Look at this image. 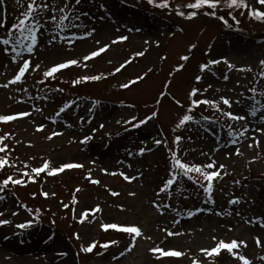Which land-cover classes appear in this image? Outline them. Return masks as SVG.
Here are the masks:
<instances>
[{
    "label": "rangeland",
    "instance_id": "rangeland-1",
    "mask_svg": "<svg viewBox=\"0 0 264 264\" xmlns=\"http://www.w3.org/2000/svg\"><path fill=\"white\" fill-rule=\"evenodd\" d=\"M31 2L0 0V23L7 25L0 27V40H12L17 51H21L20 33L12 29ZM125 2L81 0L76 5L69 0V9L61 11L65 0H48L51 7L40 19L42 28L34 52L21 51V57L31 60L22 83H9L18 73L21 57L13 61L12 45L0 44V85L9 84L0 87V115L30 113L0 122V136L8 137L4 143L9 149L0 157H7L11 164L0 170V185L8 176L26 179L25 185L0 188L4 197L0 219L10 221L0 224V264H243L240 255L251 264H264V227L258 223L264 220V65L260 63L264 61V41L254 39L264 37V21L255 19L249 10L230 9L229 0H220L216 10L189 9L187 5L195 0H140L143 8ZM248 2L264 10L257 0ZM52 8L57 9L55 22L51 21ZM193 11L197 15L189 19ZM212 11L216 14H210ZM66 12L71 19L61 24ZM36 15L39 19L40 14ZM220 16L229 27H235L238 20L240 30L225 29ZM92 29L95 31L86 35ZM73 36L82 38L71 44L66 38ZM121 36L127 40L112 43ZM105 45L111 47L84 61ZM141 51L145 55L136 56ZM183 56L189 59L184 61ZM71 59L80 64L54 77L44 76L51 66ZM128 60L132 62L117 72ZM214 60L221 63L213 65ZM205 64L208 69L202 70ZM145 73L135 85L122 87ZM96 75L102 79L74 83ZM198 76L203 80L198 82ZM193 89L201 90L198 99L219 101L220 111L200 105L188 113ZM223 97L233 101L231 108L223 104ZM228 111L248 118L233 121L224 115ZM154 113L158 115L133 127ZM185 114L193 115L194 120L179 127ZM42 125L44 130L39 131ZM177 136L183 137L178 145ZM85 137L91 139L83 143ZM158 139L165 143L156 145ZM173 152L185 162L214 160L217 166H225L217 168L221 176L213 181L211 196L195 173L192 175L200 181L195 187L179 181L162 191L173 175ZM49 161L51 168L65 163L84 167L57 175L45 172L35 182L22 176ZM121 172L135 179L126 181ZM89 176L101 183H91ZM78 188L80 192H76ZM44 192L49 195L45 197ZM233 199L239 202L230 203ZM97 206L101 211L94 216L90 213L80 223L85 210ZM29 210L42 220H34ZM29 222L30 227H18ZM109 222L142 229L143 236L137 238L132 251L127 250L132 239L129 234L103 230L102 224ZM165 229L180 234L168 236ZM77 233L80 239H76ZM220 239L246 241L247 247L242 244L236 257L224 251L219 257L207 258L202 249L215 247ZM93 241L97 248L84 252ZM112 241L119 243L102 248ZM157 247L185 255L158 258L152 252Z\"/></svg>",
    "mask_w": 264,
    "mask_h": 264
},
{
    "label": "snow or ice",
    "instance_id": "snow-or-ice-1",
    "mask_svg": "<svg viewBox=\"0 0 264 264\" xmlns=\"http://www.w3.org/2000/svg\"><path fill=\"white\" fill-rule=\"evenodd\" d=\"M17 2H19V0H17ZM153 2H154V0H149V3H153ZM80 3H81V0H75L76 5H79ZM257 3L260 5L261 9H264V0H257ZM160 6L165 7L166 5L162 4ZM219 6H220V0H195V3H189L187 5V7L189 9H196V10H202L205 8H208L211 10H216ZM50 7L51 6L49 5L48 0H40L39 3L37 2V0H32V2L28 5V10L23 13V19H20L19 22L14 25L12 30L18 31L20 33L21 44L19 45V47H20L21 51L26 50L28 53L34 52V50H35V48L39 42L38 33L40 32V30L42 28V25L40 24V19H43V15H42L43 12L48 10ZM72 7L74 9L75 5H73ZM229 8L230 9L241 8L244 10H249L250 14L255 19L264 21V10H259L255 7H252L249 4L248 0H229ZM64 9H69V0H65L63 8L60 10L63 11ZM56 10L57 9L52 8V13H53L51 15V21L52 22H55L57 20V16L55 15ZM69 11H71V10H69ZM37 13L40 14L39 19L37 18V15H36ZM210 14L215 15L216 12L212 11ZM84 15H87V13H84ZM180 15L183 16L184 12H181ZM196 15H197V12H195V11L191 12L189 19L194 18ZM2 19L3 18L0 17V20H2ZM70 19H71V17L69 15V13L66 12L61 17V24H63L64 21H68ZM219 19L223 20L225 22V24L228 23V21L223 16H220ZM232 19L235 20L236 19L235 16H233ZM236 22L239 23L238 20H236ZM0 27H7V25L4 23H0ZM94 31H95V29H92L86 35H91ZM78 38H82V37L73 36L71 38H66V39H69V42L71 44H74L76 39H78ZM125 40H127V37L121 36L117 40L113 41L112 43L113 44L119 43V42H122ZM0 44L5 45V46L12 45V51L15 52V56L12 57L13 61H16L17 57H21V51H17V46L14 45L12 40L5 38V39L0 40ZM109 47H111V45H105L102 48H99L95 51H92L89 55L84 57V61H88V60H91L95 57L100 56L103 52L107 51ZM195 47H196L195 45L192 46V48H195ZM3 50L5 52L8 51L7 48H5ZM143 55H145V53L143 51L136 53V56H143ZM134 58L135 57H133V59ZM21 59H22V63L19 64L18 73L9 82L10 84L22 83L23 78L25 77L26 73H28V71L30 69L31 60L28 58H23V57H21ZM181 59L184 61H187L189 59V57L183 56ZM131 62H132V60H128V61L124 62V64H122L121 67L117 68L116 71L117 72L122 71L123 68L126 67L127 64H129ZM224 62L227 63L226 59ZM212 63H213V65H215V64L221 63V61L220 60H214V61H212ZM260 63H261V65H264V61H261ZM79 64H80V61H78L76 59H71V60H68L65 62L55 64V65L51 66L49 68V70L44 72V76L54 77V74L60 72L61 70L67 69L70 66L79 65ZM35 67L37 70L39 69V65H36ZM229 67L231 68L233 66L231 64H229ZM207 69H208L207 64L202 66V70H207ZM178 70H182V69H178ZM241 70H243V69H241ZM249 70H251V69H249ZM145 77H146V73L142 76L137 77L136 79H134L130 82L123 84L122 87L128 88L132 85H135L136 83H138L140 80L144 79ZM100 79H102V77L100 75H96V76H90V77H83L82 79H77L74 81V83L76 85H79L83 81H87V80L99 81ZM225 79H227V77H225ZM201 80H203V76H198L197 81L199 82ZM8 86H9V84L0 85V87H4V88H7ZM208 88H211V85H209ZM207 90L208 89L206 88L203 91L207 92ZM200 91H201L200 89H193L190 92V106L188 107L187 112L188 113L193 112L195 109L199 108L200 105L212 106L217 111H220L219 101H216L213 99H198L197 97H198V93ZM252 91L254 92L255 89H252ZM221 99H222V102L224 105H226L228 108H231L233 101H231L227 97H223ZM176 103L180 104V101H176ZM235 103L240 104V101L237 100V101H235ZM257 103H259V101H257ZM181 106H183V105H181ZM29 115H30V113H28V112L0 115V122L8 123V122L15 121L18 117L29 116ZM157 115H158V113H154L153 115L146 117L144 120L139 121V123L134 124L133 127H140L141 125L147 123L148 120L153 119L154 116H157ZM224 115L233 121H242V120H247V118H248L247 116L233 114L231 111L224 112ZM252 115L253 116L256 115L255 111H253ZM133 119L135 120L136 118L134 117ZM204 119H208V118L205 117ZM193 120H194L193 115L185 114L183 116V118L180 120L178 126L183 127L187 123H189ZM128 123H132V121H129ZM101 127H103V125H101ZM38 130L43 131L44 126L43 125L40 126L38 128ZM245 131H247V129H245ZM261 131H264V129H262ZM61 134L62 133H53V136L61 135ZM241 135H243V133H241ZM48 138L52 139L53 137L49 136ZM7 139H8L7 136H0V153H7L9 151L7 145L4 143V141ZM90 139H91V137H85L84 141H82V142L87 143L88 140H90ZM182 140H183V137L177 136L175 138V143L178 145ZM235 142L236 141L234 140L233 143H235ZM155 143H156V145H163L165 143V141L163 139H158L155 141ZM256 144L258 145L259 141H256ZM143 152H144V149L141 148L140 153L143 154ZM237 154L239 155L240 153L237 152ZM6 165L11 166L9 159L7 157H0V170H2ZM50 165H51L50 161L45 162L42 167L32 169L31 173L30 172H23L22 176L23 177H29L33 182H35V177L39 176L40 174L45 173V172H47L48 175H57L58 173L64 172L66 169H76V168H83L84 167L83 164H79V163H65L62 166L55 167V168H51ZM25 167H27V165H25ZM224 167H225L224 165L217 166V164L214 160H212L206 164H197L195 162H191V163L185 162L184 160L179 158L178 153L173 152V159H172L173 175H172V178L167 180L166 185L162 189V191H167L169 186L176 184L179 176L188 177V179L192 180L193 182L200 183V181L197 180L196 177H194L192 175L193 173H195V174H199V176L202 177L203 182L206 183V191L211 196V194L213 193V190H214L213 189V181L220 178V176H221V172H220V170H217V168L222 170V169H224ZM104 171H105V174H109L107 169H105ZM33 173L35 175H33ZM110 174L115 176L117 173L112 172ZM119 174L126 181H131V180L135 179V177H129L128 175H126L123 172H121ZM87 178L93 184L98 185L101 183V181H99L97 179H93L91 176H89ZM205 183H201L200 186L205 187ZM10 184H12V185H25V180L24 179H17V178H14L12 176H8L3 181V184L0 185V188H7ZM80 191H81V189H79V188L76 189V192H80ZM43 195L45 197H47L49 195V193L44 192ZM112 195L116 196V195H119V193L118 192H112ZM132 195H134V193ZM2 199H4V197L0 196V200H2ZM74 202L78 203L79 201L76 200ZM238 202L239 201L237 199H233L230 201V203H232V204H236ZM156 206L158 209L160 208V205H156ZM65 207L67 208V207H69V205H65ZM100 211H101V209L98 206L95 207L94 209L85 210V212L83 213V217L80 219V223L83 224L85 222V220L88 219L90 213L94 216L96 213H99ZM2 215H3V213H0V216H2ZM7 223H10V221L0 219V224H7ZM258 223H260L261 227H264V220L258 221ZM30 226H31L30 222L18 225L19 228H27ZM102 228L104 231H108L109 229H116L122 233L129 234L132 237V239L130 241V245L127 249L129 252L132 251V249H134L136 247L137 238H140L143 236L142 229L138 226H122V225H119L117 223L109 222V223L102 224ZM165 231H167L168 236L180 234L178 232L174 233L172 231H168L167 229H165ZM146 238L151 239V237H146ZM76 239H80L79 233L76 234ZM256 242L258 245L261 243V240L259 237L256 238ZM118 243H119L118 241H112L109 243H104L102 245V248L108 249L110 247V244H118ZM242 244L244 247H247L246 241H238L236 239H233L230 242H226L223 239H220L218 244L215 247H212L211 249H208V248L202 249V252H204L206 254L207 258L219 257L221 255V253L224 251L229 253L232 257H236L237 256V250L240 249ZM96 248H97V242L93 241L88 246L84 247L83 251L86 253H91ZM152 252L154 254H158V258H165V257L180 258V257L185 255V253H183L179 250H165L163 247L153 248ZM238 258L241 261H243V264H251V261L243 255H240Z\"/></svg>",
    "mask_w": 264,
    "mask_h": 264
},
{
    "label": "bare ground",
    "instance_id": "bare-ground-1",
    "mask_svg": "<svg viewBox=\"0 0 264 264\" xmlns=\"http://www.w3.org/2000/svg\"><path fill=\"white\" fill-rule=\"evenodd\" d=\"M58 251H60V250H58Z\"/></svg>",
    "mask_w": 264,
    "mask_h": 264
}]
</instances>
